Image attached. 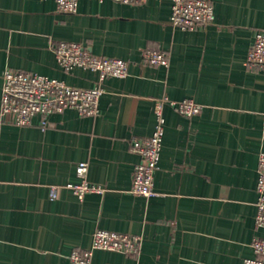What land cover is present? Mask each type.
<instances>
[{
	"label": "crops",
	"instance_id": "obj_1",
	"mask_svg": "<svg viewBox=\"0 0 264 264\" xmlns=\"http://www.w3.org/2000/svg\"><path fill=\"white\" fill-rule=\"evenodd\" d=\"M214 23L194 31L169 23L171 0L125 5L80 0L59 13L52 0H0V100L6 70L89 89L97 74L61 70L52 46L76 42L128 63L105 78L98 113L66 109L28 126L0 121V264H73L97 230L141 237L137 256L94 251L91 264H243L254 258L258 155L264 152V70L246 64L264 0H207ZM145 50L167 65L142 61ZM202 109L184 117L168 101ZM165 120L153 196L130 193L139 162L132 139L149 137L154 107ZM42 122H46L43 126ZM79 163L103 189L79 201ZM56 190L52 198L51 190Z\"/></svg>",
	"mask_w": 264,
	"mask_h": 264
},
{
	"label": "built area",
	"instance_id": "obj_2",
	"mask_svg": "<svg viewBox=\"0 0 264 264\" xmlns=\"http://www.w3.org/2000/svg\"><path fill=\"white\" fill-rule=\"evenodd\" d=\"M59 13L73 14L80 0H52ZM102 2L104 0H95ZM125 5H141L147 0H110ZM159 1V0H156ZM214 11L207 0H171L170 25L183 31H194L214 23ZM52 50L59 68L65 72L83 69L97 74L96 86L78 89L64 82L36 73L6 70L2 74L0 100V121L12 123L18 127L31 124L35 116L47 117L74 109L81 116H95L98 113L99 99L103 93L101 84L105 78H125L128 63L117 58L97 57L88 47L76 42H58ZM142 61L146 65L157 67L167 65V54L161 50H145ZM246 64L253 69L264 70V30H257L254 41L248 50ZM179 114L192 117L201 112L202 107L192 100L180 102L168 101ZM161 103L154 107L155 126L153 133L145 139H132L130 150L138 155L139 162L132 173L130 193L142 197L153 196L154 173L160 159V150L164 135L165 120L161 112ZM45 126L46 122H42ZM264 134V118H263ZM87 164L79 163L76 175L80 182L69 186L79 201L89 193H102L103 189L90 185L86 181ZM257 201L255 203V226L264 229V152L258 155V179L256 184ZM52 198L56 190H51ZM141 237L122 233L97 230L93 234L90 249L73 251L70 255L73 264H91L94 251H107L126 256H137L141 249ZM254 258L246 259L243 264H264V238L254 237L251 241Z\"/></svg>",
	"mask_w": 264,
	"mask_h": 264
}]
</instances>
